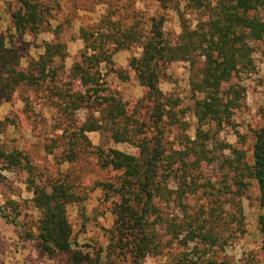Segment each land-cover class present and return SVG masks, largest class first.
Segmentation results:
<instances>
[{"label": "trees", "instance_id": "trees-1", "mask_svg": "<svg viewBox=\"0 0 264 264\" xmlns=\"http://www.w3.org/2000/svg\"><path fill=\"white\" fill-rule=\"evenodd\" d=\"M3 1L16 35L36 36L41 31L50 10L43 0ZM155 1L162 11L177 10L173 0ZM185 7L201 16L193 29L183 25L174 38L164 34V12L151 16L143 26L135 10L128 25L124 17L108 10L96 28L80 29L84 46L68 71L63 68L66 52L61 42L45 43L43 53L30 60L24 70L10 66L9 59L0 56V98L10 101L19 87L42 89L59 120L70 121L71 130L65 128L61 135L69 138L64 162L73 163L79 153L92 149L100 168L120 172L116 182H98L95 187L113 199L110 249L126 250L133 264H141L147 255H160L173 244L196 259L191 264H229L209 257L215 247L223 244L218 212H210L206 219H200L202 211L188 213L185 200L197 191L194 173L201 164L215 165V170L222 172L225 191L221 195H229L238 215L241 207L236 199L239 202L250 184L256 185L258 204L264 209V98L259 109L262 126L253 132L250 157L226 145H219L217 150H229L231 156L211 154L207 143L211 140V125L220 128L227 124L243 103L244 88L231 80L254 69L253 44L264 42V22L256 12L264 7V0H217L213 4L210 0H186ZM133 46L141 49V56L132 58L129 67L145 94L128 109L117 90L105 87L99 67L103 64L126 82L127 74L114 68L112 55ZM198 59L202 65L195 68ZM175 62H187L195 69L189 89L191 112L196 119L195 138H181L176 147L164 139V130L178 124L175 109L179 101L166 97L159 89L164 65ZM143 104L147 106L143 116L147 120L139 121L136 116ZM79 110L85 112V117L76 123L72 117ZM88 133H98L102 143L128 144L135 153L102 145L92 148ZM0 160L7 164L4 169L10 170L27 158L13 151L0 152ZM28 167L27 162L23 170L30 175ZM228 180L231 183L227 184ZM28 182L31 203L38 214L37 234L24 232L22 239L36 241L42 256L67 255L70 264H81L87 257L80 250H72L75 243L67 211L85 198L65 181L48 186L35 184L30 178ZM222 206L214 210H223ZM238 215L232 216L235 225L241 224ZM258 226L264 250V214L259 216ZM168 264L188 263L179 259Z\"/></svg>", "mask_w": 264, "mask_h": 264}, {"label": "rangeland", "instance_id": "rangeland-1", "mask_svg": "<svg viewBox=\"0 0 264 264\" xmlns=\"http://www.w3.org/2000/svg\"><path fill=\"white\" fill-rule=\"evenodd\" d=\"M173 1L176 11L160 10L155 0H43L45 5L50 6L44 26L36 36H22L15 34L9 8L0 0V56L7 57L10 66L24 70L30 60L43 53L45 43L61 42L66 52L63 68L68 71L84 46L80 29L90 31L91 27L96 28L100 17L108 10L124 17L126 25L131 23L130 14L135 10L139 12L137 18L143 26H146L148 18L164 12V34L174 38L180 34L183 25L193 29L201 15L185 7L186 0ZM216 1L210 0L212 4ZM256 15L264 22V7ZM140 56L141 49L137 46L113 53L114 68L127 74L126 82H121L103 64L99 67L105 87L117 90L128 109L135 107V102L145 94V89L138 84L134 71L129 67V61ZM252 58L254 69L231 80V83L244 88L241 107L234 111L227 124L220 128L211 125V140L207 142L211 154L231 156L229 150H217L219 145H226L244 151L247 157L251 155L253 132L262 126L259 109L264 98V42L253 44ZM0 63L3 65V62ZM201 65L198 59L195 68ZM164 68L166 71L159 82V89L166 97L179 101L175 109L178 124L165 127L164 139L176 147L181 138H195L196 119L191 112L193 99L189 89L190 76L195 69L187 62L171 63ZM0 96L3 97L2 92ZM144 108H147L145 104L136 116L139 121L147 120L143 117ZM84 117L85 112L79 110L72 120L78 123ZM69 126L70 121L59 120L57 111L42 89L19 87L10 101L0 98V152H20L27 158L22 160L21 166L10 170H5L7 164L0 160V264H70L68 256L60 254L49 258L51 262L47 263V257L39 253L38 243L21 237L24 232L37 234L35 222L38 214L31 203L28 178L40 186L65 181L74 186L81 198H85L71 205L67 211L75 243L72 250H80L87 257L81 264H133L126 250L110 249V231L114 224L113 199L107 197L100 187H95L98 182H116L120 172L100 168L96 155L90 151L92 149L79 153L73 163L64 162L69 138L61 135L63 129L71 130ZM87 137L92 148L102 145L105 149L135 153V149L128 144L102 143L98 133H88ZM27 162L30 175L23 170ZM214 166L201 164L194 173L197 191L185 200L188 213L194 215L202 211L200 219H206L212 211L218 212L223 244L215 247L209 257L229 264H264L263 235L258 226V218L264 214V209L258 204L256 185L250 184L239 202L236 199L241 207L240 216L237 206L229 201V195H221L225 191V180L222 172L215 170ZM229 183L231 181L228 180ZM222 204L223 210H214ZM233 215L241 217V224L232 222ZM179 259L188 264L196 260L183 247L173 244L171 248L163 249L160 255H147L141 264H168Z\"/></svg>", "mask_w": 264, "mask_h": 264}, {"label": "crops", "instance_id": "crops-1", "mask_svg": "<svg viewBox=\"0 0 264 264\" xmlns=\"http://www.w3.org/2000/svg\"><path fill=\"white\" fill-rule=\"evenodd\" d=\"M45 259H46L47 263H48V262H51V260H50L49 258H45Z\"/></svg>", "mask_w": 264, "mask_h": 264}]
</instances>
